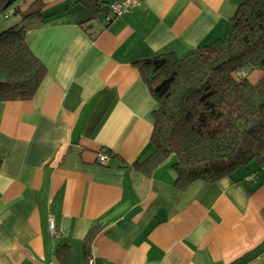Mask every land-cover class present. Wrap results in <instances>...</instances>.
I'll return each mask as SVG.
<instances>
[{
  "label": "crops",
  "instance_id": "0c3cea01",
  "mask_svg": "<svg viewBox=\"0 0 264 264\" xmlns=\"http://www.w3.org/2000/svg\"><path fill=\"white\" fill-rule=\"evenodd\" d=\"M79 1L23 0L0 23L47 71L32 101L0 104V264H86V246L88 264H264V169L183 191L172 164L134 168L157 110L138 64L223 40L247 0H139L107 27Z\"/></svg>",
  "mask_w": 264,
  "mask_h": 264
},
{
  "label": "trees",
  "instance_id": "16d2710c",
  "mask_svg": "<svg viewBox=\"0 0 264 264\" xmlns=\"http://www.w3.org/2000/svg\"><path fill=\"white\" fill-rule=\"evenodd\" d=\"M7 4L0 0L1 17ZM78 4L104 24L109 14L104 4ZM14 12V17L25 14ZM25 37L18 27L0 35V104L32 101L47 76ZM138 68L157 110L153 154L134 168L149 177L172 164L176 185L183 191L197 183L231 179L252 166L257 174L264 169V88L250 81L255 73L264 74V0L240 5L223 40L184 59L167 55L139 63ZM96 233L97 228L87 241Z\"/></svg>",
  "mask_w": 264,
  "mask_h": 264
},
{
  "label": "built area",
  "instance_id": "2783aa9c",
  "mask_svg": "<svg viewBox=\"0 0 264 264\" xmlns=\"http://www.w3.org/2000/svg\"><path fill=\"white\" fill-rule=\"evenodd\" d=\"M139 5H140L139 0H120L117 3L109 5L107 7L109 14L104 19V24L110 25L115 20L121 19L124 16L129 15L133 11L137 10L139 8ZM14 14H15L14 11H11L10 13L7 12L2 16V18L4 19V21H8L9 19L14 17ZM109 161H110V158L107 156H100L98 158V163L103 167L108 166ZM253 181H254V177H251L248 180V183L252 184ZM50 233L53 237H56V235H57V231H56V228H55V225L53 224V222L50 223Z\"/></svg>",
  "mask_w": 264,
  "mask_h": 264
},
{
  "label": "rangeland",
  "instance_id": "374dc122",
  "mask_svg": "<svg viewBox=\"0 0 264 264\" xmlns=\"http://www.w3.org/2000/svg\"><path fill=\"white\" fill-rule=\"evenodd\" d=\"M23 1V0H22ZM22 1H19L18 3L14 4L11 8L8 9L7 12H11V11H15L22 3ZM24 17V16H23ZM22 15H16L15 17H13L11 20L12 21H8V22H5L4 19L2 17H0V23H5L6 25L10 26V27H13L12 24H14L15 21L17 20H20L23 18ZM17 18V19H16ZM9 30V29H8ZM6 32V31H5ZM3 34L2 32H0V35ZM250 81L253 83V84H258L260 85L261 87L264 88V74H261V73H255ZM256 166H252L249 171L247 170H239V173H244L246 175H249V174H253L255 171V168ZM236 174V173H235ZM234 174V175H235Z\"/></svg>",
  "mask_w": 264,
  "mask_h": 264
},
{
  "label": "water",
  "instance_id": "95a60500",
  "mask_svg": "<svg viewBox=\"0 0 264 264\" xmlns=\"http://www.w3.org/2000/svg\"><path fill=\"white\" fill-rule=\"evenodd\" d=\"M20 0H8V4L5 7V10L11 8L14 4L18 3Z\"/></svg>",
  "mask_w": 264,
  "mask_h": 264
}]
</instances>
